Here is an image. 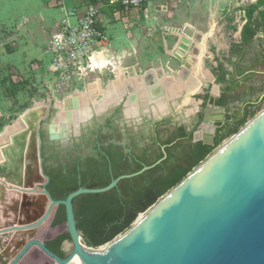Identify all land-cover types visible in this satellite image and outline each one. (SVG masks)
<instances>
[{
  "label": "rangeland",
  "instance_id": "1",
  "mask_svg": "<svg viewBox=\"0 0 264 264\" xmlns=\"http://www.w3.org/2000/svg\"><path fill=\"white\" fill-rule=\"evenodd\" d=\"M250 2L251 0H194L192 7L188 6L175 12V20L179 23L182 20L193 21L189 22L188 26L185 25L186 29L182 26L181 30H174L170 25H166L167 28L164 25L160 28L155 27L153 36L145 37V41L140 43L141 46L134 47L127 55L125 54V57L121 59V65L107 58L108 66L101 71L88 72L79 79L71 76L68 84L60 86L62 78L50 69L51 55L45 51V45L50 26L63 17L61 10L50 5L48 0H0V147L4 145L9 148L15 140L17 145L22 146L21 157L23 158L27 152L28 141L32 140L31 126H34L36 120L41 117V107L44 104L49 110L48 116L41 123L40 131L47 145L46 155L56 154L57 151L61 154L63 152L61 146L65 143L60 142L61 145H59L54 142L51 145L47 140V126L58 113H61L60 102L66 96L74 93L88 94L91 84L97 82L99 89L88 96H93V101L99 102L103 99V92L111 88L113 81L118 80L117 89L121 92L123 88L120 79L140 77L149 70L154 71L156 80H163L164 85H167L166 88L171 83L174 85L181 82L174 88L171 96L164 98L167 113L162 118H171L173 123L186 124L187 128H191L198 113H204L205 107L214 105L209 102L204 106L203 96L208 93L213 99H218L222 95L225 97V105L218 106L221 108L222 116L216 112L214 119L225 120L226 116H229L231 125L241 118L249 122L264 109V31H258L246 44L241 43L240 31L246 23L242 6ZM25 17L27 18L25 25L17 28L16 23L23 22ZM114 23L115 27H107L106 32L110 37L111 46L119 50L128 46L130 40L125 37L122 24L119 21ZM163 32L166 33L165 42L161 41L160 35ZM172 35L176 36L177 40L184 36L188 37L192 43L189 50L183 51L179 48L178 41L173 42ZM175 54L181 59L176 58ZM220 64L225 72L224 77L228 79L226 83L216 80V76L221 72ZM149 80L150 78L147 77V81ZM205 82L209 84L208 87L203 86ZM122 97L115 104L114 101L117 100H111L109 103L113 104L102 114L93 116L84 123L79 122L76 128L70 124L68 140L70 144L67 147L72 145V142H78L82 133L89 130L94 117L103 118L116 108L120 111V127L126 122L130 129H136L137 125L143 121H154L150 111L153 104L150 102L146 106L145 102H135L136 105L133 107L136 108L138 116L129 118L127 122L122 115V104L127 95ZM56 103H59V106H56ZM144 105L149 109L148 114L143 112ZM88 107L92 114L94 106L90 103ZM127 108L133 111L132 106L129 105ZM253 109H255L253 114H250L249 110ZM25 111L30 113L31 118L24 119L22 116L23 125L20 122L16 124L17 117ZM25 126L26 128H23ZM200 129L197 126L195 130ZM76 131L78 134L75 135ZM231 136L225 138L211 153L221 147ZM3 162L4 158H0V164ZM22 162L21 176H24L28 160ZM35 164L31 166L32 169L35 168ZM47 164L55 165L56 161L50 158ZM30 179L31 183L39 182L35 175ZM11 185L0 186V191L8 196L22 195L18 191H8L7 187H12ZM28 196L33 201H37L34 217L36 218L41 215L46 202L40 194L31 193ZM10 206L12 205L8 200L1 201L0 228L13 223H25L32 219L30 217L24 218L25 221L22 219L23 209L20 205L8 209ZM148 210L139 214L138 217L145 215ZM55 213L56 210L46 222L41 224L37 232V236L44 241L66 233L64 221L52 224ZM123 233L106 244L113 243ZM5 239L2 238L1 242L3 243ZM68 241L67 238L64 243ZM81 243L89 247L82 239ZM17 247L18 245L12 247L9 255L18 249ZM1 256L4 259L7 258L8 252L5 251L0 254ZM19 264H54V261L33 246Z\"/></svg>",
  "mask_w": 264,
  "mask_h": 264
},
{
  "label": "water",
  "instance_id": "2",
  "mask_svg": "<svg viewBox=\"0 0 264 264\" xmlns=\"http://www.w3.org/2000/svg\"><path fill=\"white\" fill-rule=\"evenodd\" d=\"M173 29L181 30L180 27ZM191 45V40L186 36L178 39V47L183 51L189 50ZM174 56L181 59L177 54ZM203 86L208 87L209 84L205 82ZM161 90L155 89L156 92ZM127 100L126 97L122 104V115L129 122V118L138 115L126 111ZM73 103L76 108V96L73 97ZM112 104L98 111L94 109L92 114L89 112L79 122L97 117ZM48 110L46 107L30 129L32 159L37 163L34 169L30 164L26 165V174L31 177L35 175L39 181L37 184L31 183L30 179L21 181L22 146L17 145L15 140L13 143L10 141L11 146L1 155L4 158L0 164L2 184H12V187H7L8 190L18 191L23 196L40 194L46 204L38 217L0 228V238H6L3 243L0 242V254L6 251L8 255L12 250L9 244L12 234L33 230L9 258L0 257V264H19L33 246L53 260L54 264H69L75 256L84 264H264V109L245 122L221 147L209 153L157 203L151 205L141 219L137 217L126 232L102 251L100 248L103 245L89 246V250L81 248L82 233L76 227L73 199L81 194L110 190L119 180L139 175L160 163L166 157V152L161 147L162 156L159 159L134 172L121 174L105 186H78L65 198L54 199L47 189L49 177L44 172L41 155L40 127L48 116ZM143 112L148 114L149 111ZM216 112L222 116L220 107L204 108L198 125L201 129L193 131V141L213 144ZM151 113L154 120H159L167 110ZM29 114L25 111L18 116L16 124L20 120L22 122V116L24 119L31 118ZM66 117V120L59 122V130L55 128L57 116L48 123L47 140L61 143L69 140L67 124L71 123L70 111ZM59 205L64 207V223L69 239L67 243L63 241L66 251L64 257L52 252L46 247L45 241L37 236L41 224L48 220Z\"/></svg>",
  "mask_w": 264,
  "mask_h": 264
},
{
  "label": "trees",
  "instance_id": "3",
  "mask_svg": "<svg viewBox=\"0 0 264 264\" xmlns=\"http://www.w3.org/2000/svg\"><path fill=\"white\" fill-rule=\"evenodd\" d=\"M242 10L246 23L242 26L240 35L241 43L246 44L258 31H264V0H251L250 3L242 6ZM219 68L221 72L216 76V80L228 82L221 64ZM203 99L204 106L209 102L216 106L225 105L223 95L213 99L206 93ZM42 107L43 113L46 105L42 104ZM249 107L253 108L251 105ZM254 110H249V113L253 114ZM202 116V112L198 113L191 128H187L186 124L173 123L171 118H161L153 122L143 121L136 129H130L126 122L120 127V111L116 108L103 118L94 117L89 130L82 133L78 142H72L74 147L71 152L59 154L57 151L56 154L51 153L49 156L46 155L47 145L40 131L43 169L49 177L47 189L54 199L65 198L78 186H105L111 179L121 174L134 172L143 165L153 163L162 156L161 147H164L166 157L154 167L139 175L119 180L116 186L105 192L81 194L73 199L76 227L82 233V241L86 245L98 247L125 232L139 214L177 185L188 172L204 160L225 138L236 133L246 121L245 118H241L231 125L229 116H226L223 122L217 121L213 144L208 145L200 140H192L193 131L200 124ZM85 135H89L88 140L92 148L89 152L78 150L83 146ZM49 142L51 145L54 142L61 145L58 141ZM69 144L67 142L65 145ZM30 149L31 152L27 153L22 161L34 159H32L34 157L32 146ZM50 158L55 159V165L47 164ZM32 162L28 164L32 166L36 163V161ZM30 178L31 175H25L21 181ZM3 193L0 191V206L1 201L5 200ZM7 200L12 205L8 209L20 205L23 209L24 221V218L35 217L37 201H33L31 197L21 196L19 200V196L9 195ZM64 219V207L59 205L52 224L61 223ZM31 233L32 230L15 232L10 237L9 244L12 247L18 245L19 248ZM67 238V233L59 234L46 240L45 245L62 257L64 252L61 250V244ZM1 240L2 238L0 242ZM11 254L7 257L9 258Z\"/></svg>",
  "mask_w": 264,
  "mask_h": 264
},
{
  "label": "built area",
  "instance_id": "4",
  "mask_svg": "<svg viewBox=\"0 0 264 264\" xmlns=\"http://www.w3.org/2000/svg\"><path fill=\"white\" fill-rule=\"evenodd\" d=\"M67 1L48 0L63 14L61 20L51 26L45 45V51L51 55L50 69L62 78L60 86L68 84L71 76L79 79L88 72L106 68L108 64L100 66L97 63L95 58H98V54L122 64L121 59L125 56L112 51L106 24L122 22L130 37L132 27L139 20V13L147 17L145 4L150 0H78V3L70 6ZM163 1V9L168 11L181 0ZM105 8H109V12ZM133 16H136L134 20Z\"/></svg>",
  "mask_w": 264,
  "mask_h": 264
},
{
  "label": "bare ground",
  "instance_id": "5",
  "mask_svg": "<svg viewBox=\"0 0 264 264\" xmlns=\"http://www.w3.org/2000/svg\"><path fill=\"white\" fill-rule=\"evenodd\" d=\"M97 63H99L100 66H104L105 63H109L108 59L103 57L101 54H98V58H95ZM147 77L150 78L149 81H147ZM117 79H120L119 77H117ZM118 82V80L116 81ZM115 81L112 82L111 84V88H108L107 91L103 92V99L100 100L99 102L93 101V96H88L89 94L93 93V91H97L99 89L98 87V83L95 82L93 84H91V86L89 87L90 91L87 93H78V94H73V95H69L66 96L60 103V107L62 109L61 113H58L57 115V121H56V130H59L60 125L59 122L62 120H66V116H67V112L70 111L71 113V123L68 122V129H69V124L75 126L74 128L77 127L78 122L84 118L88 113H89V107L88 104H92L94 106L95 110H101L104 109L106 106H108L111 100H118L120 98H122V95H127V107L130 105L133 108V111L131 112L130 109L127 108V112L129 114H137L136 113V108H134L133 106L136 105L135 102L138 103H146L145 105L147 106V103H152L153 106L150 107V111L156 112V111H163L166 109V106L164 105L165 101L164 98H168L169 96L172 95L174 88L177 87L179 84H181V82H177L176 84L174 83V85L171 83L168 85V87L166 88V86L164 85L163 80H156L155 78V73L153 70H149L147 71L144 75H141L140 77H134L131 79H120L121 85H122V90L121 92H118V87H117V83ZM158 86V88H154L155 86ZM162 89L161 92H156L155 89ZM190 88V87H187ZM76 96L77 99V105L76 108H74V103H73V97ZM94 102V103H92ZM116 102V101H114ZM135 103V104H134ZM144 105V106H145ZM143 106V107H144ZM145 106L144 111L145 110H149L147 107ZM21 125H23V122H21ZM4 144V143H3ZM2 144V145H3ZM7 149L6 146H1L0 147V158L1 155H3V151H5ZM143 216H140L141 219ZM112 243H110L109 245L105 244L103 246L105 247H101L100 251L104 250L105 248H107L108 246H110ZM80 245L82 249H88V247L84 246L81 241H80ZM107 245V246H106ZM89 250V249H88ZM72 264H84L79 257L75 256L72 260H71Z\"/></svg>",
  "mask_w": 264,
  "mask_h": 264
},
{
  "label": "crops",
  "instance_id": "6",
  "mask_svg": "<svg viewBox=\"0 0 264 264\" xmlns=\"http://www.w3.org/2000/svg\"><path fill=\"white\" fill-rule=\"evenodd\" d=\"M76 3H78V0H68L67 1V4L69 6L70 5H75ZM193 3H194V0H181L179 2V4H177L175 7L168 8V11H166L165 9H163V4H164L163 0H150V1H148L145 4V6L147 8V17H144L143 13H141V12L139 13V20H137L136 21L137 24L132 27V34H131L130 37L127 36L126 29H125L123 23L119 21L122 24L123 29L125 30V37L127 39H129L130 42H129L128 46H125V47H123V48H121L119 50L115 49V48H113L111 46L112 51H114L115 53H118V54L121 53L124 56H125V54L127 55L131 50H133L134 47H138L140 45V43L144 42L145 41V37H152L153 34H154L153 30L155 29V27H159L160 28L161 25H164V26L170 25L172 27H182V26L185 27V25L188 26L190 24L189 22H193V21H184V20H182L179 23L177 20H175V12L176 11H180V10H182V9L188 7V6L192 7ZM105 10L109 12V8H105ZM135 17L136 16H133L132 19L134 20ZM169 17H171L170 20H169ZM26 22H27V18L25 17L23 22L16 23L17 28H19L20 26L25 25ZM114 22H118V21H114ZM114 22L106 24V28L107 27L108 28L115 27V23ZM196 25L197 24H195V26ZM51 26L49 28V33H50ZM166 27H168V26H166ZM185 29H186V27H185ZM165 35L166 34L164 32L160 35L161 36V41H162V39L164 40V42L166 41ZM173 37H174L173 38L174 39L173 42H175L177 40V38H176V36H173ZM163 49H164V45H163ZM159 56H161V54H159ZM0 186H6V185L1 184ZM12 191H15V190H12ZM7 196H8V194H6L4 192L3 193V198L5 199L4 201L7 200L6 199ZM25 196H28V194L25 195ZM20 199H21V196L19 195V200Z\"/></svg>",
  "mask_w": 264,
  "mask_h": 264
},
{
  "label": "flooded vegetation",
  "instance_id": "7",
  "mask_svg": "<svg viewBox=\"0 0 264 264\" xmlns=\"http://www.w3.org/2000/svg\"><path fill=\"white\" fill-rule=\"evenodd\" d=\"M213 107H218V106H216V105H213ZM42 109H43V107H41ZM42 111V110H41ZM42 112H41V116H42ZM217 121H221V122H223V121H225V120H223V118H221V119H214V125H215V129H216V122ZM88 137H89V135H85L84 136V141H83V146H81V147H79L78 148V150H80V151H82V150H85V151H87V152H89V151H91L92 150V148H91V146H90V141L88 140ZM31 141H33V140H30V141H28V146H27V152H26V154L27 153H30L31 152ZM68 142V141H67ZM67 142H65V144L67 143ZM64 144V143H63ZM68 145H62L61 147V151L63 150V152H62V154L63 153H69V152H71V150L73 149V145H70L69 147H67ZM63 147H67V148H63ZM83 147V148H82ZM86 153V152H85ZM33 160H31V161H28V163L30 162V163H33L32 162ZM27 163V164H28ZM25 175H27L26 174V166H25V174H24V176ZM24 176H22V178L24 177ZM33 231V230H32ZM54 238V237H53ZM64 248V245H63V242H62V244H61V250L64 252V254H63V256L62 257H64L65 255H66V251H65V249H63Z\"/></svg>",
  "mask_w": 264,
  "mask_h": 264
}]
</instances>
